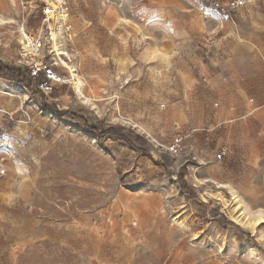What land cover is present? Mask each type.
I'll list each match as a JSON object with an SVG mask.
<instances>
[{"label":"rangeland","instance_id":"obj_1","mask_svg":"<svg viewBox=\"0 0 264 264\" xmlns=\"http://www.w3.org/2000/svg\"><path fill=\"white\" fill-rule=\"evenodd\" d=\"M36 61L53 90L0 72V264H264V0H0Z\"/></svg>","mask_w":264,"mask_h":264},{"label":"built area","instance_id":"obj_2","mask_svg":"<svg viewBox=\"0 0 264 264\" xmlns=\"http://www.w3.org/2000/svg\"><path fill=\"white\" fill-rule=\"evenodd\" d=\"M29 36L31 37V44H30L31 54L38 53L42 47V42L39 39L33 37L31 33L29 34ZM30 68H31L30 75L34 79L40 77L42 73H45L47 80L40 84L42 89H45V90L49 89L51 91L54 88H56L57 84L61 82V78L57 77V75L54 74L53 70L49 69L47 66L44 67L42 63H39L36 61L34 65L31 66ZM1 143L3 142L0 139V144ZM225 154H226V150H223V152L221 153V156Z\"/></svg>","mask_w":264,"mask_h":264},{"label":"trees","instance_id":"obj_3","mask_svg":"<svg viewBox=\"0 0 264 264\" xmlns=\"http://www.w3.org/2000/svg\"><path fill=\"white\" fill-rule=\"evenodd\" d=\"M0 72L3 74H6L9 77V79L14 80V81H18V82H22V83L24 82V81H22V78L26 77L27 75L29 76V74H30L29 69H25L24 71H21L18 69H9V68L4 67L2 64H0ZM32 79L33 78L31 77V80ZM40 80L43 82L47 80L45 73H42L40 75Z\"/></svg>","mask_w":264,"mask_h":264},{"label":"bare ground","instance_id":"obj_4","mask_svg":"<svg viewBox=\"0 0 264 264\" xmlns=\"http://www.w3.org/2000/svg\"><path fill=\"white\" fill-rule=\"evenodd\" d=\"M63 17V16H62ZM2 21V20H1ZM55 35V34H54ZM54 37V44H53V47H54V49H55V51L57 52V54L58 55H60V48H59V46H58V41H57V35H55V36H53ZM23 45H24V48H28V46H29V49H31L30 48V44H31V37H29L27 34H24V36H23V38H22V42H21ZM28 44V45H27ZM63 53V52H62ZM61 53V54H62ZM75 75V74H74ZM75 82H76V80H75ZM81 84H83V83H81L80 81H78L77 80V82L75 83V85H76V89H77V91L79 92V94H81V95H83L82 94V87H81ZM74 85V86H75Z\"/></svg>","mask_w":264,"mask_h":264}]
</instances>
